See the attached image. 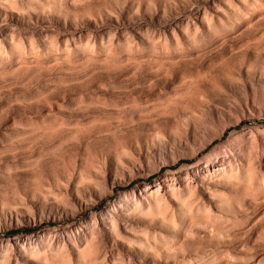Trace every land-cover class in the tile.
<instances>
[{
	"label": "rangeland",
	"instance_id": "374dc122",
	"mask_svg": "<svg viewBox=\"0 0 264 264\" xmlns=\"http://www.w3.org/2000/svg\"><path fill=\"white\" fill-rule=\"evenodd\" d=\"M0 264H264V0H0Z\"/></svg>",
	"mask_w": 264,
	"mask_h": 264
}]
</instances>
